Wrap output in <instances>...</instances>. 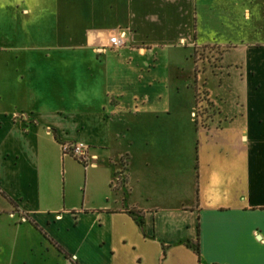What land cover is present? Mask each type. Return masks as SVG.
Instances as JSON below:
<instances>
[{
    "label": "crops",
    "instance_id": "1",
    "mask_svg": "<svg viewBox=\"0 0 264 264\" xmlns=\"http://www.w3.org/2000/svg\"><path fill=\"white\" fill-rule=\"evenodd\" d=\"M14 10L0 38V264H264V0Z\"/></svg>",
    "mask_w": 264,
    "mask_h": 264
},
{
    "label": "built area",
    "instance_id": "2",
    "mask_svg": "<svg viewBox=\"0 0 264 264\" xmlns=\"http://www.w3.org/2000/svg\"><path fill=\"white\" fill-rule=\"evenodd\" d=\"M122 41L119 38L117 33H111L108 38V48L110 49H118L122 46ZM204 93L201 92L199 94V98L202 100H206V96L204 97ZM194 112V116H195ZM63 154L69 155L79 161L80 163H83L84 165H87L90 163V157L88 152V146L81 142H65L61 144ZM119 179H116V181Z\"/></svg>",
    "mask_w": 264,
    "mask_h": 264
},
{
    "label": "rangeland",
    "instance_id": "3",
    "mask_svg": "<svg viewBox=\"0 0 264 264\" xmlns=\"http://www.w3.org/2000/svg\"><path fill=\"white\" fill-rule=\"evenodd\" d=\"M15 7H16V0H9V7L7 8L9 11V16L6 19L5 16L2 17V20L0 18V38L1 35L4 37V35L11 37V35L15 34L16 26H17V20L14 19L15 15L12 16L13 13H15ZM3 9H6L5 7ZM14 19V21H13ZM122 166L125 168L126 167V161H123ZM125 169L122 171L124 172ZM116 181V180H115ZM120 181H122V178H120ZM122 183V182H121ZM118 184V183H117ZM120 184V182H119Z\"/></svg>",
    "mask_w": 264,
    "mask_h": 264
},
{
    "label": "trees",
    "instance_id": "4",
    "mask_svg": "<svg viewBox=\"0 0 264 264\" xmlns=\"http://www.w3.org/2000/svg\"><path fill=\"white\" fill-rule=\"evenodd\" d=\"M215 57L213 56L212 57V59H214V60H210V61H212V63H215L214 61H217V59H218V56L220 55V51L219 50H216L215 51ZM203 55V54H202ZM217 56V57H216ZM205 94V93H204ZM205 96H206V94H205ZM204 96V97H205ZM207 100V99H206ZM206 102V101H205ZM139 220V223H142V220L141 219H138ZM188 247H190V248H192L193 250H194V252L197 254V256H199V248H198V243L196 242V243H187L186 244Z\"/></svg>",
    "mask_w": 264,
    "mask_h": 264
}]
</instances>
